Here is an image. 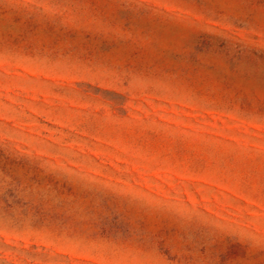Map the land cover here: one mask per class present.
<instances>
[{
	"label": "rangeland",
	"instance_id": "1",
	"mask_svg": "<svg viewBox=\"0 0 264 264\" xmlns=\"http://www.w3.org/2000/svg\"><path fill=\"white\" fill-rule=\"evenodd\" d=\"M0 264H264V0H0Z\"/></svg>",
	"mask_w": 264,
	"mask_h": 264
}]
</instances>
